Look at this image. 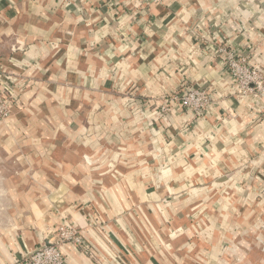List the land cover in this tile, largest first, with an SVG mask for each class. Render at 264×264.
<instances>
[{
    "label": "crops",
    "instance_id": "0c3cea01",
    "mask_svg": "<svg viewBox=\"0 0 264 264\" xmlns=\"http://www.w3.org/2000/svg\"><path fill=\"white\" fill-rule=\"evenodd\" d=\"M264 65V0H0V264H264V117L215 54ZM210 92L197 115L162 98Z\"/></svg>",
    "mask_w": 264,
    "mask_h": 264
},
{
    "label": "built area",
    "instance_id": "2783aa9c",
    "mask_svg": "<svg viewBox=\"0 0 264 264\" xmlns=\"http://www.w3.org/2000/svg\"><path fill=\"white\" fill-rule=\"evenodd\" d=\"M148 2V0H139ZM216 56L226 70L230 81L236 84L239 92L257 96L260 101L259 115L264 117V70L253 67L246 58L247 52L235 48L228 43L217 45ZM11 87L3 86L0 90V120L9 116L15 99L10 93ZM210 92L204 87H194L184 81L179 88L161 99L159 111L163 114L169 110L170 105L178 103L188 111L201 115L210 105ZM83 231L70 219L63 217L59 223L52 227L46 237L45 243L39 247L21 253L8 264H65L66 257L62 251L63 245L72 243L82 249H87L83 240Z\"/></svg>",
    "mask_w": 264,
    "mask_h": 264
},
{
    "label": "rangeland",
    "instance_id": "374dc122",
    "mask_svg": "<svg viewBox=\"0 0 264 264\" xmlns=\"http://www.w3.org/2000/svg\"><path fill=\"white\" fill-rule=\"evenodd\" d=\"M246 58L248 59V61H249V63L254 67H260V69H262V70H264V65H257V64H254V63H252L251 62V60H250V58H251V53H247L246 54ZM233 84H235L234 82H233ZM236 85V84H235ZM237 87V86H236ZM237 89H238V87H237ZM253 95V94H252ZM255 96V95H254ZM256 97V99L260 102L261 100L257 97V96H255ZM170 107H171V105H170ZM170 107H169V109H170ZM169 111V110H168ZM168 111H166V112H168Z\"/></svg>",
    "mask_w": 264,
    "mask_h": 264
}]
</instances>
